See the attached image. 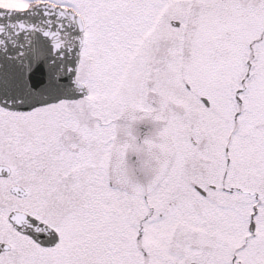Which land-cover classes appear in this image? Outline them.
<instances>
[{"label":"snow or ice","instance_id":"obj_1","mask_svg":"<svg viewBox=\"0 0 264 264\" xmlns=\"http://www.w3.org/2000/svg\"><path fill=\"white\" fill-rule=\"evenodd\" d=\"M0 264H264V0H0Z\"/></svg>","mask_w":264,"mask_h":264}]
</instances>
